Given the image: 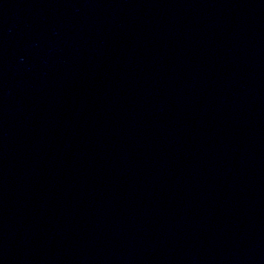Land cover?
I'll return each instance as SVG.
<instances>
[{
  "label": "water",
  "instance_id": "obj_1",
  "mask_svg": "<svg viewBox=\"0 0 264 264\" xmlns=\"http://www.w3.org/2000/svg\"><path fill=\"white\" fill-rule=\"evenodd\" d=\"M0 264H264V0H0Z\"/></svg>",
  "mask_w": 264,
  "mask_h": 264
}]
</instances>
